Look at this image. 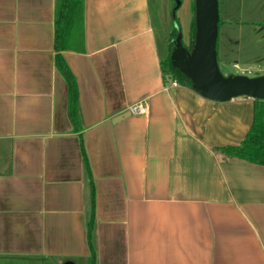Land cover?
<instances>
[{"label":"crops","instance_id":"0c3cea01","mask_svg":"<svg viewBox=\"0 0 264 264\" xmlns=\"http://www.w3.org/2000/svg\"><path fill=\"white\" fill-rule=\"evenodd\" d=\"M55 3L0 0V264H264V167L214 151L253 100L165 81L151 0H85L75 129Z\"/></svg>","mask_w":264,"mask_h":264},{"label":"rangeland","instance_id":"374dc122","mask_svg":"<svg viewBox=\"0 0 264 264\" xmlns=\"http://www.w3.org/2000/svg\"><path fill=\"white\" fill-rule=\"evenodd\" d=\"M179 1L181 6L176 11L175 22L179 24L182 43L187 46L193 0ZM173 7L172 0H151L154 21L159 22L158 11L160 15L161 29L158 24L156 30L160 43L164 36L162 34H165L167 42L170 41ZM218 15L221 23L218 37L220 72L224 76L237 75L238 70L233 68L237 65L240 69H249L250 72L244 76L264 75V0H218Z\"/></svg>","mask_w":264,"mask_h":264},{"label":"water","instance_id":"95a60500","mask_svg":"<svg viewBox=\"0 0 264 264\" xmlns=\"http://www.w3.org/2000/svg\"><path fill=\"white\" fill-rule=\"evenodd\" d=\"M194 3V43L191 51L183 46L182 33L177 23L176 11L181 1L174 0L171 12L176 38L171 53L172 65L186 76L192 91L202 99L225 103L237 98H250L264 102V75L247 77L244 75L224 76L217 61L218 0H193Z\"/></svg>","mask_w":264,"mask_h":264},{"label":"trees","instance_id":"16d2710c","mask_svg":"<svg viewBox=\"0 0 264 264\" xmlns=\"http://www.w3.org/2000/svg\"><path fill=\"white\" fill-rule=\"evenodd\" d=\"M174 3V0H172ZM84 3L85 0H56L54 10V49L55 64L59 73L64 78L68 87V107L71 121L78 128V117L75 110L76 87L74 78L64 64L61 52L66 48L76 49L77 44H82L84 32ZM220 20L218 22V31ZM178 27L179 24L177 23ZM194 3L192 4V19L189 29V43L184 46L187 51H191L194 43ZM219 37V33H218ZM176 38V30L172 28L170 41H168V54L162 63L163 76L165 81L173 82L181 87L192 90L189 79L184 76L177 68L172 65L171 53L174 43L171 41ZM82 49V45L81 48ZM217 61H218V39H217ZM227 76H234L228 74ZM226 76V77H227ZM168 78V79H167ZM215 152L223 157L224 160H237L250 165L264 167V102L253 100L252 124L243 141L237 146H225L215 148ZM94 252L90 247V257L87 264H94Z\"/></svg>","mask_w":264,"mask_h":264},{"label":"built area","instance_id":"2783aa9c","mask_svg":"<svg viewBox=\"0 0 264 264\" xmlns=\"http://www.w3.org/2000/svg\"><path fill=\"white\" fill-rule=\"evenodd\" d=\"M234 69L238 70L237 75H246L250 71L249 69H240L237 65L233 66ZM129 113L132 116H145L147 115V107L144 103L138 102L129 108Z\"/></svg>","mask_w":264,"mask_h":264}]
</instances>
